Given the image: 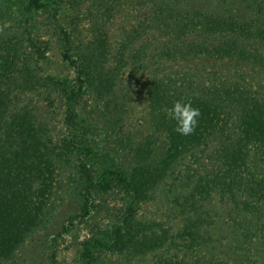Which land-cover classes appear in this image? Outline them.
<instances>
[{
  "label": "trees",
  "instance_id": "16d2710c",
  "mask_svg": "<svg viewBox=\"0 0 264 264\" xmlns=\"http://www.w3.org/2000/svg\"><path fill=\"white\" fill-rule=\"evenodd\" d=\"M126 3L0 0V264L14 263L41 225L44 195L60 165L51 124L59 104L62 141L74 156L84 207L95 208L97 198L114 189L124 194L119 222L111 231H91L79 264H99L128 233L143 198L184 155L200 167L191 207L215 199L218 209L197 208L196 218L183 209L184 245L159 264H259L264 88L250 81L264 72V0H135L127 13L133 25L112 35L108 26ZM43 13L58 30L71 79L44 66L52 41L38 34ZM80 22L89 25L86 33ZM143 63L150 70L149 134L131 152L128 168L93 145L88 112L93 94L110 99L128 66ZM176 101L200 110L194 134L175 132L164 109ZM85 218H72L64 234Z\"/></svg>",
  "mask_w": 264,
  "mask_h": 264
},
{
  "label": "rangeland",
  "instance_id": "374dc122",
  "mask_svg": "<svg viewBox=\"0 0 264 264\" xmlns=\"http://www.w3.org/2000/svg\"><path fill=\"white\" fill-rule=\"evenodd\" d=\"M124 11L116 14L108 26L112 35L117 36L123 25L131 24L132 13L129 7L135 0H127ZM137 2V0H136ZM40 24L38 34L50 39L52 47L49 58L44 63L47 71L64 78H72V70L65 65L61 56V41L58 30L46 13L37 17ZM81 31L86 33L89 25L80 22ZM147 63L135 68L129 65L122 75L120 88L108 100H98L96 95L90 99L88 117L94 123L93 145L101 152L110 151L118 163L131 167L132 151L145 142L149 134V103L146 78L149 73ZM264 88V72L250 81ZM53 143L60 157L52 190L44 195V211L41 225L28 239L24 250L12 264H79L82 252L81 243L90 236L91 231H111L119 222L120 208L124 194L112 190L97 198L95 208L84 207L79 197L80 177L72 153L63 143L62 108L53 110ZM62 141V142H61ZM161 150L157 154H161ZM199 165L190 155H184L173 173L150 190L142 201V209L133 219L128 233L115 247L103 252L99 264H159L163 258L177 254L179 246L184 245L180 232L184 225L185 213L196 218L202 211L212 214L218 209L215 199L200 201L192 208L191 194L197 180ZM186 201V202H185ZM185 210V213L183 212ZM88 215L89 219L77 221L69 232L64 229L74 217ZM212 238L216 231L211 227ZM178 248V250H177ZM198 251V250H197ZM259 264H264V246H258Z\"/></svg>",
  "mask_w": 264,
  "mask_h": 264
},
{
  "label": "clouds",
  "instance_id": "9594fccd",
  "mask_svg": "<svg viewBox=\"0 0 264 264\" xmlns=\"http://www.w3.org/2000/svg\"><path fill=\"white\" fill-rule=\"evenodd\" d=\"M164 111L170 119L176 122L174 129L176 133L181 136L194 134L201 112L198 108H194L191 102L176 101L173 107L165 108Z\"/></svg>",
  "mask_w": 264,
  "mask_h": 264
}]
</instances>
